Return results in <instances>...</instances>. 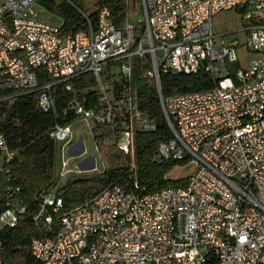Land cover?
Masks as SVG:
<instances>
[{
    "label": "built area",
    "instance_id": "built-area-1",
    "mask_svg": "<svg viewBox=\"0 0 264 264\" xmlns=\"http://www.w3.org/2000/svg\"><path fill=\"white\" fill-rule=\"evenodd\" d=\"M41 1L0 4V104L35 95L38 111L51 114L58 92L71 96L62 116L75 121L56 122L49 138L63 152L72 125L85 122L103 163L105 148L114 150L128 176L68 210L62 193L28 205L12 184L19 151L0 134V264L5 232L27 220L38 233L33 264H264V0H139L141 21L119 24L101 7L94 23L79 10L86 27L78 31L41 21L32 10ZM233 9L248 24L236 32L244 43L214 32L213 18ZM136 65L171 132L154 162L193 170L185 184L145 195L129 189L138 182L136 137L158 127L141 110ZM170 73L205 74L212 86L166 98L161 75ZM84 75L93 85L77 89ZM67 154L63 167L87 155L84 140ZM76 169L103 177L109 167L89 157Z\"/></svg>",
    "mask_w": 264,
    "mask_h": 264
},
{
    "label": "trees",
    "instance_id": "trees-1",
    "mask_svg": "<svg viewBox=\"0 0 264 264\" xmlns=\"http://www.w3.org/2000/svg\"><path fill=\"white\" fill-rule=\"evenodd\" d=\"M41 2L64 18L65 30L78 31L86 27V19L78 11L76 4L64 2L57 5L52 0ZM98 7H109L119 24L126 20L127 0H98ZM90 17L95 23L97 11L91 13ZM134 74L140 94L141 110L155 121L158 127L154 133H140L136 137L138 182L137 187L132 185L129 189L138 195H145L170 186L185 184L183 179L171 177V172L183 166L184 162H154L158 144L169 138L171 132L160 100L156 92L147 87L138 65L135 66ZM161 81L166 98L201 91L212 86L211 80L205 74H162ZM74 84L77 89H83L93 85V79L90 75H84L76 79ZM70 97L58 92L56 113L51 114L38 111L35 95H26L11 105L0 104V134H3L11 146L19 151L18 158L11 166L12 184L21 188L20 198L28 205H32L36 198L48 194L54 187L52 172L55 170L58 146L49 138L48 131L56 122L62 124L75 121L71 115L67 119L62 116L67 98ZM90 106L89 104L88 107ZM106 150L111 153L109 159L112 165H115L106 170L104 180L103 177L78 178L57 192L62 193L65 210L93 199L112 182L124 183L123 178L128 176L127 168L123 166L126 160L114 150L105 148L104 151ZM6 188L7 182L0 177V193ZM1 210L0 205V212ZM35 237H38V233L28 220L22 222L17 229L5 232L9 246L6 264H33L28 248Z\"/></svg>",
    "mask_w": 264,
    "mask_h": 264
},
{
    "label": "rangeland",
    "instance_id": "rangeland-1",
    "mask_svg": "<svg viewBox=\"0 0 264 264\" xmlns=\"http://www.w3.org/2000/svg\"><path fill=\"white\" fill-rule=\"evenodd\" d=\"M7 0H0V4L4 3ZM57 5L60 3L67 2L69 4H76L78 11L90 15L93 12H96L98 7V0H52ZM75 6V5H74ZM33 12L39 16V19L43 22L55 25V26H63L65 24L64 18L56 13L55 10L49 9L43 2L37 3L33 8ZM79 11V12H80ZM242 13L239 10L233 9L229 11H224L219 13L213 18V28L214 32L217 36H221L223 34H228L226 37V42H229L234 39L240 40L242 43L245 42L246 36L245 33H236L240 29H244L247 27V22L243 21ZM126 18L129 22H138L141 21V6L139 4V0H127V14ZM222 40L219 38L217 40V44H221ZM73 130V144L68 148H65L62 152L60 149V145L58 146V153L56 157V165L55 170L52 172V178L54 180V187H52L49 193H57L63 187L74 181L78 178H95L98 177L97 172H79L76 169V165L86 160L89 157H94L97 160L98 170H104L105 165L107 167H111L112 162L109 157L111 153L109 151H104L103 159L100 157L99 153L96 151L95 139L91 128L85 122H76L72 125ZM84 140V145L87 150V155L81 157L78 160L71 161L68 167H63V163L69 159V155L67 154L68 149L74 146L77 142ZM127 164V163H125ZM193 170L188 167H178L175 168L171 172L172 178H180L184 179L191 175ZM64 192V191H63Z\"/></svg>",
    "mask_w": 264,
    "mask_h": 264
},
{
    "label": "water",
    "instance_id": "water-1",
    "mask_svg": "<svg viewBox=\"0 0 264 264\" xmlns=\"http://www.w3.org/2000/svg\"><path fill=\"white\" fill-rule=\"evenodd\" d=\"M103 180L105 179V177L102 178Z\"/></svg>",
    "mask_w": 264,
    "mask_h": 264
}]
</instances>
